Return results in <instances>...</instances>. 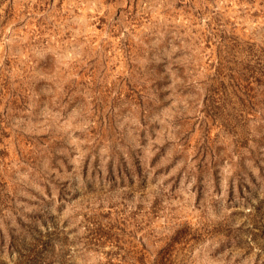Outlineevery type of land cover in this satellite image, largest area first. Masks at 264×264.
I'll use <instances>...</instances> for the list:
<instances>
[{"label": "rangeland", "instance_id": "obj_1", "mask_svg": "<svg viewBox=\"0 0 264 264\" xmlns=\"http://www.w3.org/2000/svg\"><path fill=\"white\" fill-rule=\"evenodd\" d=\"M0 264H264V0H0Z\"/></svg>", "mask_w": 264, "mask_h": 264}]
</instances>
